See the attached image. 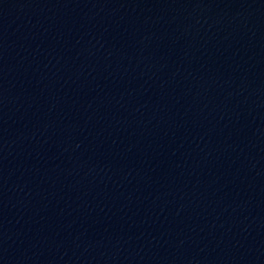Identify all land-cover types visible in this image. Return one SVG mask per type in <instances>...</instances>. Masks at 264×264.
<instances>
[{"label":"water","instance_id":"95a60500","mask_svg":"<svg viewBox=\"0 0 264 264\" xmlns=\"http://www.w3.org/2000/svg\"><path fill=\"white\" fill-rule=\"evenodd\" d=\"M0 264H264V0H0Z\"/></svg>","mask_w":264,"mask_h":264}]
</instances>
